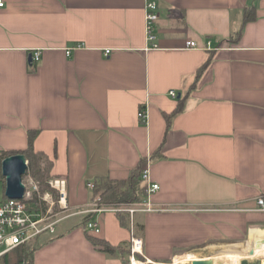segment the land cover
I'll list each match as a JSON object with an SVG mask.
<instances>
[{
  "label": "crops",
  "instance_id": "obj_1",
  "mask_svg": "<svg viewBox=\"0 0 264 264\" xmlns=\"http://www.w3.org/2000/svg\"><path fill=\"white\" fill-rule=\"evenodd\" d=\"M2 1L0 150L25 148L36 130L34 149L66 181L69 215L32 242L28 264H130L96 249L86 213H70L100 195L87 182L125 179L141 162L158 188L131 205L145 199L153 210L129 213L128 228L115 210L91 212L99 232H88L117 244L142 224L140 255L155 264L186 253L180 264L213 256L237 264L226 254L247 256L264 239V0H155L152 42L146 0ZM0 189L7 197L1 170ZM46 192L53 199L50 190L38 199L47 207Z\"/></svg>",
  "mask_w": 264,
  "mask_h": 264
},
{
  "label": "built area",
  "instance_id": "obj_2",
  "mask_svg": "<svg viewBox=\"0 0 264 264\" xmlns=\"http://www.w3.org/2000/svg\"><path fill=\"white\" fill-rule=\"evenodd\" d=\"M3 5V1L0 0V6ZM157 3L155 0H146L144 4V18H145V28L147 33V40L152 42L154 39L153 35V23L158 18ZM186 46L194 47L196 42L194 40H186ZM82 44H75L71 47H67L65 52L70 54V52L81 47ZM157 44L151 43L152 47ZM204 48H209V41L203 45ZM109 52V49L104 51L105 54ZM39 58L38 50L32 52V59L37 60ZM171 96H176V92L172 89L168 91ZM137 117L141 123H145L147 119L146 110L144 106H141L137 110ZM141 179L145 182V193L150 194L152 191L158 188L157 183L150 182L148 179L147 167H143L141 174ZM31 188H27L24 184V192L20 198H0V257L4 254L14 250L15 248L28 245L32 246V242L43 234L54 235L56 231L57 223L64 218L62 212L67 210V206L61 204V201L65 200L66 196V181L63 177H51L48 179L49 186L56 190L58 194L57 205L58 210H54L53 199L49 193H44L41 197L49 202V205L44 209V211L37 210L33 208L30 201L33 197V191L37 190V183L31 177L28 176ZM87 187L92 188L93 183L87 182ZM98 194L93 197V200L89 206L80 211L71 212L75 213H90L97 212L104 209L116 210L114 207H104L97 204ZM259 205H262V199H258ZM138 207L130 205L124 207L129 213H133L137 210H153L147 200L137 203ZM120 209V208H119ZM69 213V212H68ZM85 229L91 230L93 232H99V226L95 220L89 219L84 224ZM133 228L131 227V232ZM137 254H142V240L139 237L131 236L130 253L128 255V262L130 264H135V261L142 262L146 264L148 260H140Z\"/></svg>",
  "mask_w": 264,
  "mask_h": 264
},
{
  "label": "trees",
  "instance_id": "obj_3",
  "mask_svg": "<svg viewBox=\"0 0 264 264\" xmlns=\"http://www.w3.org/2000/svg\"><path fill=\"white\" fill-rule=\"evenodd\" d=\"M251 15H245V20L250 19ZM209 59L205 60L201 67L197 70V75L205 67ZM179 99L176 107L172 111V114L177 113L181 109V102ZM167 119L171 115L166 116ZM36 130L27 131V145L25 148L18 150H0V159L8 155L21 153L24 154L27 160V168L24 173V176H31L33 180L36 181L38 190L33 191V201L36 206L40 205L41 208L45 209L46 205L44 202L38 199V196L44 191L50 190L52 192L53 199L57 201L58 194L56 190L52 189L48 184V179L52 176L49 174L52 160L42 151H37L34 149L32 140L36 134ZM143 162L135 166L125 179H111L108 177H101L98 180H95L93 183V191L101 190L97 204L104 207H114L116 208L115 215L119 220L120 225L124 227H129V212H127L124 207L130 206L132 203L140 201L145 192V184L142 182L140 174L143 169ZM23 176V177H24ZM39 193V195H38ZM55 202L54 210L57 211L58 207ZM120 208V209H119ZM91 217V212L86 213L82 218L84 224ZM134 229L136 232L142 230V224L134 223ZM134 229L131 232V236H134ZM85 235L91 241L93 246L103 251L111 256L119 257L123 261L128 262V255L130 253L131 241L124 240L117 244H112L104 237L96 235L94 233L88 232L85 229ZM29 247V246H28ZM26 247V245L19 246L14 250L4 254L0 257V264H28L30 262V255L34 248ZM190 248H178L174 250L173 253L185 252ZM138 257L141 260H144L143 256L138 254ZM164 262H170V260H165ZM146 264H155L153 262H147Z\"/></svg>",
  "mask_w": 264,
  "mask_h": 264
},
{
  "label": "water",
  "instance_id": "obj_4",
  "mask_svg": "<svg viewBox=\"0 0 264 264\" xmlns=\"http://www.w3.org/2000/svg\"><path fill=\"white\" fill-rule=\"evenodd\" d=\"M27 162L24 154L15 153L4 157L0 162V170L5 178V195L9 198H20L24 192L22 175L26 171ZM264 239H257L249 248L247 256L254 253L255 248H260ZM190 264H213L212 258L193 259ZM239 264H261L259 257L240 258Z\"/></svg>",
  "mask_w": 264,
  "mask_h": 264
},
{
  "label": "bare ground",
  "instance_id": "obj_5",
  "mask_svg": "<svg viewBox=\"0 0 264 264\" xmlns=\"http://www.w3.org/2000/svg\"><path fill=\"white\" fill-rule=\"evenodd\" d=\"M27 178V177H26ZM253 235H254V233H253ZM254 237V236H253ZM264 251V243L261 245V247L260 248H255L254 249V252H258V253H256V254H261L262 252ZM226 256L227 257H224V258H226L225 260L228 262V263H232V260H240V258H243V257H247V258H252V257H259V256H255L254 255V253H253V255H251V256H242V257H238L239 256V254H232V253H227L226 254ZM189 258H191L190 256H189V254H185V255H183V256H176L174 259H173V261L171 262V263H169V264H179V263H181V262H184V261H186V260H189ZM260 259H261V257H259ZM212 259H213V264H226V263H224V261L222 260V259H218L216 256H213L212 257ZM191 260V259H190ZM239 260H238V264H239ZM139 260H137V261H135V264H143L142 262H138ZM189 263V262H188Z\"/></svg>",
  "mask_w": 264,
  "mask_h": 264
},
{
  "label": "rangeland",
  "instance_id": "obj_6",
  "mask_svg": "<svg viewBox=\"0 0 264 264\" xmlns=\"http://www.w3.org/2000/svg\"><path fill=\"white\" fill-rule=\"evenodd\" d=\"M27 177V178H26ZM24 176L22 177V181L27 185V188H31L32 187V184L30 183L29 179H28V176ZM0 192H1V189H0ZM134 207H138V205L134 204ZM68 212H62L61 214L64 215V214H67ZM55 234H56V231H55ZM241 245H244V244H240ZM195 251H200V250H195ZM204 251V250H203ZM205 252V251H204ZM239 257V256H238ZM169 264V263H168ZM180 264V263H179ZM237 264H238V261H237Z\"/></svg>",
  "mask_w": 264,
  "mask_h": 264
}]
</instances>
